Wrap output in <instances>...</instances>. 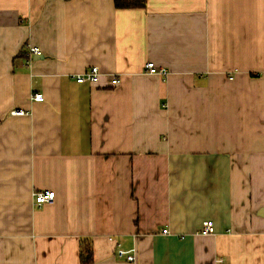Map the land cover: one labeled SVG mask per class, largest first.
Here are the masks:
<instances>
[{"label": "crops", "instance_id": "obj_1", "mask_svg": "<svg viewBox=\"0 0 264 264\" xmlns=\"http://www.w3.org/2000/svg\"><path fill=\"white\" fill-rule=\"evenodd\" d=\"M82 241L264 264V0H0V264H81Z\"/></svg>", "mask_w": 264, "mask_h": 264}, {"label": "built area", "instance_id": "obj_2", "mask_svg": "<svg viewBox=\"0 0 264 264\" xmlns=\"http://www.w3.org/2000/svg\"><path fill=\"white\" fill-rule=\"evenodd\" d=\"M26 58L28 60H31L33 57L40 55V51L38 48L34 46L27 45L26 46ZM145 71L146 73L150 75H161L165 76L166 72L165 70L156 67L152 62H147L145 64ZM99 78V71L97 67H91L88 70H86L84 73L77 75L75 77L76 83H89L94 84L97 82ZM110 84L116 85L118 84V79L114 76L110 80ZM31 100L33 102L41 103L44 101L43 95L40 93H35L31 96ZM24 112L20 109H15L10 112L11 116H21ZM33 199V205L36 208H39L45 204H49L53 202L54 200V193L52 191L44 190L39 192H34L32 194ZM163 233H166V230H163ZM203 236H208L214 233V227L211 221H206L202 224V227L199 232ZM129 252L123 251L121 249H118L116 251V254L119 258H125L127 261L132 262L134 260L133 255L128 254Z\"/></svg>", "mask_w": 264, "mask_h": 264}, {"label": "trees", "instance_id": "obj_3", "mask_svg": "<svg viewBox=\"0 0 264 264\" xmlns=\"http://www.w3.org/2000/svg\"><path fill=\"white\" fill-rule=\"evenodd\" d=\"M116 9H142L146 0H113ZM79 260L81 264L92 263V251L88 242H81L79 248Z\"/></svg>", "mask_w": 264, "mask_h": 264}, {"label": "water", "instance_id": "obj_4", "mask_svg": "<svg viewBox=\"0 0 264 264\" xmlns=\"http://www.w3.org/2000/svg\"><path fill=\"white\" fill-rule=\"evenodd\" d=\"M34 58H40V55H38V56H35Z\"/></svg>", "mask_w": 264, "mask_h": 264}]
</instances>
